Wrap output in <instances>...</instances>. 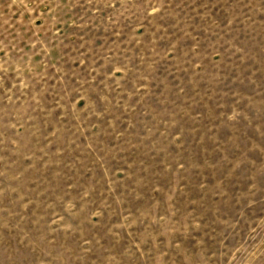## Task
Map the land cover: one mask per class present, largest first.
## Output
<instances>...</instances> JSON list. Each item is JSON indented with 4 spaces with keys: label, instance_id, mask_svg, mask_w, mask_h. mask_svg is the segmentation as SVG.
<instances>
[{
    "label": "rangeland",
    "instance_id": "obj_1",
    "mask_svg": "<svg viewBox=\"0 0 264 264\" xmlns=\"http://www.w3.org/2000/svg\"><path fill=\"white\" fill-rule=\"evenodd\" d=\"M0 264H264V0H0Z\"/></svg>",
    "mask_w": 264,
    "mask_h": 264
}]
</instances>
